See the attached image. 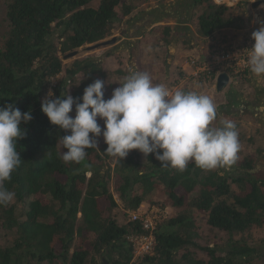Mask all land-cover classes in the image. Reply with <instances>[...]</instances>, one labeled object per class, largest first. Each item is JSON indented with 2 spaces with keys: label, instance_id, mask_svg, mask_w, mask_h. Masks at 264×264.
I'll use <instances>...</instances> for the list:
<instances>
[{
  "label": "trees",
  "instance_id": "obj_1",
  "mask_svg": "<svg viewBox=\"0 0 264 264\" xmlns=\"http://www.w3.org/2000/svg\"><path fill=\"white\" fill-rule=\"evenodd\" d=\"M136 1L146 0H5L8 32L0 47V107L12 104L22 113L31 111L33 119L21 125L26 130L17 145L22 162L5 182L15 197L0 205V230L13 239L0 246V264H256L257 251L246 237L255 231L264 234V177L252 173L253 155L227 167H238L237 176L216 171L205 175L194 162L184 171L162 167L155 154L147 156L151 166L143 172L136 151L116 159L105 153L107 144L98 138L99 146L86 149L80 163L62 159L67 149L60 138L70 133L51 124L42 102L50 89L57 98L68 93L80 98L89 84L104 79L105 72L94 58L65 67L61 56L111 37L133 14ZM192 5L200 7L202 38L246 29L251 21L248 9L239 12L241 2L230 7L193 0ZM57 30H62L59 37ZM68 33L67 41L59 43ZM169 33L165 28L166 43ZM207 75L211 81L218 76L216 71ZM70 115L75 116V105ZM155 189L177 212L157 225L153 255L134 260L128 237L147 231L140 223L118 224L116 197L124 210L135 212ZM198 212L207 215L209 227L241 241H230L224 250L200 246L194 221ZM191 247L203 257L189 251Z\"/></svg>",
  "mask_w": 264,
  "mask_h": 264
},
{
  "label": "rangeland",
  "instance_id": "obj_2",
  "mask_svg": "<svg viewBox=\"0 0 264 264\" xmlns=\"http://www.w3.org/2000/svg\"><path fill=\"white\" fill-rule=\"evenodd\" d=\"M256 1L259 0L246 2L243 0H222L230 7H235L241 2L242 6L239 7V12L248 9L251 17L257 8L262 11L264 9L262 6L255 7ZM4 2L5 0H0V47H2L8 32ZM192 2L193 0L136 1V9L133 14L117 25V29L113 31L111 37L98 43L116 39L115 44L95 50L89 48L98 44L89 45L76 50L78 55L70 59H65V57L71 53L65 57L61 56L64 66L70 67L74 61L85 58L97 60L105 72V77L102 80L105 82L104 98L106 100L111 98L113 90L119 87V84H123L125 78L134 71L147 72L153 84H164L173 91L182 89L208 95L213 99L217 110V119L212 126L220 127L221 122L225 119L238 125L240 143L238 158L243 160L253 155L255 164L252 173L262 178L264 177V76L252 74L235 79L233 77L235 75L231 71L216 70L217 75L220 72L219 74L227 73L229 76V85L221 92H217L216 80L211 81L212 79L204 73L216 59H222L221 51L223 49L232 50L228 41L232 33L227 35L219 33L210 38L200 37L197 20L200 7L192 5ZM262 19H264V15ZM249 26L251 28V24ZM165 28L170 29L169 35L166 36L168 43L165 42V36H163ZM61 34L62 30H57L55 36L59 37ZM69 36L70 33L64 35L59 43L66 42ZM181 71L183 75L180 74ZM200 74L202 75L200 76ZM60 78L61 76L55 78L52 81V86H55ZM50 91L52 92V89ZM98 123L103 130L104 121L98 118ZM98 140L101 144L105 143L102 135L98 137ZM135 151L141 158V171L146 172L151 166L148 158L138 150L131 151L129 155ZM115 161L110 164L112 170ZM214 171L220 175L228 173L237 176L239 174L238 167L234 171L227 167H217L212 170H203V174L206 175ZM110 189L112 192L111 183ZM159 190L155 189L143 204L160 206L159 203H166L169 216L174 217L177 211L167 200V196ZM116 199L119 204V208L116 210L117 222L120 226H127L130 224L129 214L131 211L124 210L119 199L117 197ZM194 221L198 234L197 243L200 246L216 245L224 250L230 241H241L239 236H232L209 227L205 213H195ZM246 238V243L257 251L256 264H264V234L255 231ZM11 239L13 236H6L0 230V246L6 245ZM189 251L194 252V255L198 257H203L201 250L191 247ZM117 257L115 255L112 258L116 259Z\"/></svg>",
  "mask_w": 264,
  "mask_h": 264
},
{
  "label": "clouds",
  "instance_id": "obj_3",
  "mask_svg": "<svg viewBox=\"0 0 264 264\" xmlns=\"http://www.w3.org/2000/svg\"><path fill=\"white\" fill-rule=\"evenodd\" d=\"M254 44L245 49L247 64L256 76L264 75V22L252 33ZM105 99V82L97 79L80 98L69 93L57 98L49 92L42 112L51 124L68 135L62 139L65 162L80 163L86 149L97 148L101 135L106 154L123 160L133 150L145 157L155 154L162 167L184 171L190 162L204 170L231 167L238 160L239 132L231 120L214 127L216 105L211 97L195 91L170 90L153 84L147 72H131L123 84ZM82 101V102H81ZM75 105V116H71ZM98 118L104 121L102 130ZM33 119L12 104L0 107V205L11 203L15 193L5 182L20 167L18 142L26 137L21 127Z\"/></svg>",
  "mask_w": 264,
  "mask_h": 264
},
{
  "label": "built area",
  "instance_id": "obj_4",
  "mask_svg": "<svg viewBox=\"0 0 264 264\" xmlns=\"http://www.w3.org/2000/svg\"><path fill=\"white\" fill-rule=\"evenodd\" d=\"M215 2L217 4H225L222 0H215ZM263 15L264 12L257 8L249 23V25L251 24V28H249L250 26L248 25L246 29L234 31L232 33L233 35L231 34L228 39L229 46H231L232 50L226 51L223 49L221 51L222 59H216L214 63L207 67V71L204 74L207 75V73L222 69L231 71L235 75L233 76L235 79L245 77L247 74L252 75L253 73L247 64L246 52H244V50L253 46L254 41L251 39V36L255 30H258L261 22H264V19H262ZM129 217L131 222L140 223L147 231L146 235H133L128 237L129 242H131L134 247L135 257L153 255L156 246L154 231L161 221L170 217L169 209L162 208L159 205L142 204L137 211L131 212Z\"/></svg>",
  "mask_w": 264,
  "mask_h": 264
},
{
  "label": "water",
  "instance_id": "obj_5",
  "mask_svg": "<svg viewBox=\"0 0 264 264\" xmlns=\"http://www.w3.org/2000/svg\"><path fill=\"white\" fill-rule=\"evenodd\" d=\"M254 5H255V7L264 6V0L256 1ZM115 43H116V39H113L111 41H106V42H103L101 44L90 47L89 49L95 50V49H98L100 47H104V46L106 47V46L113 45ZM77 55H78V53L74 52V53L67 55L65 57V59H70V58H73ZM228 84H229V76L226 74L219 75V77L217 79V85H216L217 86V92H221L223 89H225L228 86Z\"/></svg>",
  "mask_w": 264,
  "mask_h": 264
},
{
  "label": "crops",
  "instance_id": "obj_6",
  "mask_svg": "<svg viewBox=\"0 0 264 264\" xmlns=\"http://www.w3.org/2000/svg\"><path fill=\"white\" fill-rule=\"evenodd\" d=\"M234 31H236V30H223L222 32H221V34L222 33H224V35H227V34H229V33H233ZM220 73V72H219ZM218 73V77H219V75H222V74H226L227 75V73H221V74H219ZM218 77L215 79L216 80V83H217V79H218ZM229 85V84H228Z\"/></svg>",
  "mask_w": 264,
  "mask_h": 264
},
{
  "label": "flooded vegetation",
  "instance_id": "obj_7",
  "mask_svg": "<svg viewBox=\"0 0 264 264\" xmlns=\"http://www.w3.org/2000/svg\"><path fill=\"white\" fill-rule=\"evenodd\" d=\"M262 7H264V6H262ZM263 12H264V9H263Z\"/></svg>",
  "mask_w": 264,
  "mask_h": 264
}]
</instances>
